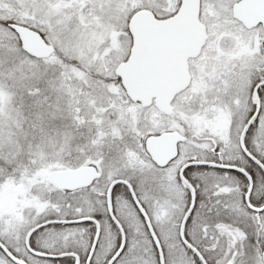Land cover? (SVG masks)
Instances as JSON below:
<instances>
[{"label":"snow or ice","instance_id":"obj_1","mask_svg":"<svg viewBox=\"0 0 264 264\" xmlns=\"http://www.w3.org/2000/svg\"><path fill=\"white\" fill-rule=\"evenodd\" d=\"M0 264H264V0H0Z\"/></svg>","mask_w":264,"mask_h":264}]
</instances>
